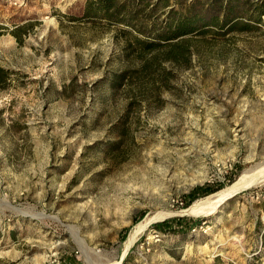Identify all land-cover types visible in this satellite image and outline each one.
<instances>
[{"label":"rangeland","instance_id":"1","mask_svg":"<svg viewBox=\"0 0 264 264\" xmlns=\"http://www.w3.org/2000/svg\"><path fill=\"white\" fill-rule=\"evenodd\" d=\"M190 1L0 0V264H264L263 180L183 211L264 159V14L163 39Z\"/></svg>","mask_w":264,"mask_h":264},{"label":"trees","instance_id":"2","mask_svg":"<svg viewBox=\"0 0 264 264\" xmlns=\"http://www.w3.org/2000/svg\"><path fill=\"white\" fill-rule=\"evenodd\" d=\"M148 2L149 0H86L85 13H99L113 21L115 20L131 25L129 16H127L129 10L133 9L134 4L140 5L141 9L143 8V10H145L149 7ZM198 2H200V0H191L189 4L185 6V8L174 9V7H172L167 11V16L170 18V22H167V27H165V30L168 32H164V34H162L165 36L162 37L163 39H175L193 32L203 34L212 29V27L225 28L227 26V28L224 29L226 32L234 29V26L237 23H241V15L238 11H241V4L243 5V2L240 3L238 0H236V2L234 0H227V3L224 1L226 5L222 6V0H210L209 2L213 6L212 8L195 9ZM216 4L221 5L222 9H219V7H214ZM154 5L167 7L171 4L170 0H157V4L154 3ZM150 10H154V8L151 7ZM262 14H264V0L252 1V26H254V24L256 25V22L262 21ZM125 16L128 17L126 18L127 20L125 19ZM133 28L138 32L140 31L138 28H135L134 25ZM137 43L141 44L145 48H150L152 45H154L153 42L144 40L140 41V39H137ZM124 77L125 74L120 73L117 75L116 81L123 79ZM232 180L233 178L230 179V181ZM197 189L199 188H196L191 192L190 198L186 202V205H188L194 199L196 195L195 191ZM212 190L213 188H208L203 191V194H206ZM201 220L202 219L199 218L197 219V222ZM166 221L168 220H164V222Z\"/></svg>","mask_w":264,"mask_h":264},{"label":"bare ground","instance_id":"3","mask_svg":"<svg viewBox=\"0 0 264 264\" xmlns=\"http://www.w3.org/2000/svg\"><path fill=\"white\" fill-rule=\"evenodd\" d=\"M256 180L264 181V159L262 161H259V163L255 165V167L243 170L236 180H234L231 184H229L219 192L211 194L206 198L194 201L188 208L184 209L183 211L194 214H200L214 210L215 208L219 207L223 203V201L229 196H231L233 193L238 192L239 190L243 189L244 187L253 183ZM170 213L171 211H164L161 213V217L162 215H167ZM152 220H154V217L148 216V218H146L143 223L139 225V228L130 234L126 241L125 249L123 250V255L133 244L135 236L136 234H138V231L146 227Z\"/></svg>","mask_w":264,"mask_h":264},{"label":"water","instance_id":"4","mask_svg":"<svg viewBox=\"0 0 264 264\" xmlns=\"http://www.w3.org/2000/svg\"><path fill=\"white\" fill-rule=\"evenodd\" d=\"M235 194H236V193H233V194H232L231 196H229V197H232V196H234ZM229 197H228V198H229ZM225 200H226V199H225ZM225 200H224V201H225ZM224 201H223V202H224ZM127 252H128V251H126V252H125V254L123 255V257H122V259H121V262H122V261H123V259L125 258V256H126Z\"/></svg>","mask_w":264,"mask_h":264}]
</instances>
